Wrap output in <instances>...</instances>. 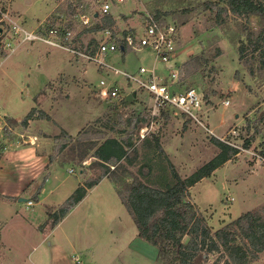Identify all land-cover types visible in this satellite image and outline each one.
Masks as SVG:
<instances>
[{"label":"rangeland","instance_id":"374dc122","mask_svg":"<svg viewBox=\"0 0 264 264\" xmlns=\"http://www.w3.org/2000/svg\"><path fill=\"white\" fill-rule=\"evenodd\" d=\"M206 1L125 0L111 12L118 38L128 30L143 35L147 18L157 11L164 14V20L174 23L179 30V47L172 61L178 66L205 53L208 65L203 71L192 70L189 76L185 73L182 86V90L195 88L204 97L209 96L202 112L197 113L200 122L189 121L173 111L152 120L147 107L152 104L151 100L146 91L138 88L137 82L122 74L116 75L82 55L92 40L102 41V32L83 34L80 39L83 51L75 48L81 43H72L66 48L37 41L7 56L0 68V104L2 116L14 133L5 136L0 132V143L7 142L5 146L12 147L20 134L45 139L42 135L47 133L51 135V147L49 169L43 172L49 175L44 176L47 180L39 194L42 202L35 201L30 191L13 196L10 201L0 198V264H169L157 247L139 237L133 218L108 178L54 226L53 215L73 192L81 169L85 172L81 176L84 183L102 174L98 165L91 166L95 160L88 158L81 162V151L72 150L75 143L67 138L61 144L68 142L69 147L58 154L54 135L61 136L62 127L75 136L88 126L91 133L83 136V141L132 137L139 154L133 166L127 163L119 166L118 178H126L124 171L127 170L128 175L131 172L144 180L139 169L148 164L144 173L146 176L150 173V178L146 181L161 189L174 184L170 162L186 179L213 160L220 153L212 142L213 137L220 140L219 137L237 129L245 136H254L255 144L264 141V69L259 68L258 59L250 54V61H240L237 51L238 43L245 39L242 28L246 22L229 20L225 25L216 26L209 20L210 12L204 7ZM80 4H88V0H0V8L8 10L12 18L30 29L50 22L70 23L75 34L85 30L77 16ZM249 26L253 30L264 27L255 18ZM154 59L155 53L145 49L125 53L119 49L99 57L100 62L141 80L144 77L140 75V68L150 69ZM250 64L255 66L254 73H250ZM159 68L165 70V66ZM102 80L108 86L118 84L124 97L99 99L96 92L101 89ZM133 89H138L136 98L132 95ZM33 108L46 111L54 121L34 119L24 131L22 120ZM2 123L0 120V126ZM154 134L159 136L164 153L154 152V146L145 145L147 140L153 141ZM235 143L242 144L243 139ZM22 144L25 143L21 139L19 146H27ZM254 158L234 155L211 176L189 189L186 202L195 207L197 216L213 231L245 213L260 212L264 208V163ZM149 161L153 165L152 173ZM28 201L33 204L27 205ZM189 240L185 236L184 242ZM240 242L245 244L243 238ZM215 258L211 255L207 262L200 260L199 263L211 264ZM249 264H264V253Z\"/></svg>","mask_w":264,"mask_h":264},{"label":"trees","instance_id":"16d2710c","mask_svg":"<svg viewBox=\"0 0 264 264\" xmlns=\"http://www.w3.org/2000/svg\"><path fill=\"white\" fill-rule=\"evenodd\" d=\"M204 7L210 12L209 20L214 22L216 26L225 25L229 20L246 22L242 28L245 39L240 40L237 48L239 59L246 63L251 59L248 58L250 54L253 58L258 59L259 68L264 69V27L253 30L249 26L252 18L264 26V0H207ZM163 15L157 11L153 16L158 20H164ZM115 23L112 14L99 17L91 25L85 26V30L79 34H75L73 26L66 23V29L72 30L75 34L69 45L81 43V36L85 33H101L110 30L113 37L117 38ZM134 33L135 30L124 31L122 38ZM118 42L121 45V51L125 53L129 50L124 39H118ZM98 46L99 43L92 40L85 50L91 49L95 53ZM75 48L83 51L84 44L81 43ZM219 53L218 51L217 55ZM208 63L209 59L203 52L201 55L190 58L183 66L181 65V86H183L186 78L185 73L189 76L192 70L203 71ZM249 70L250 73H254L255 66L250 64ZM186 89L192 88L187 87ZM204 99L205 104H207L209 96L206 94ZM40 118L51 119L45 112L34 108L22 120V124L27 126L31 120ZM90 133L91 131L87 126L78 133L77 137L69 135L65 130H62L61 136L56 137L60 144L58 153L69 147L68 142L61 144L63 139L67 138L70 142L75 143L71 147L72 150L76 148V150L81 151V162L88 158L95 160L91 166L93 164L98 165L102 168V174L97 178L89 179L76 188L65 201L63 207L59 209V212L53 215L54 226H57L86 197L88 190L93 189L103 179L108 178L115 186L122 203L133 218L139 237L157 247L169 264H200V260L207 262L211 255L216 256L215 261L211 264H249L252 259L257 260L264 253V208L260 212L245 213L231 224L213 231L202 218L197 216L195 207L186 202L190 193L189 189L204 178L211 176L215 170L225 165L234 155H237L236 149L213 137L212 142L220 149V153L186 179L180 176L175 166L170 162L174 184L166 189H161L154 183L151 184L146 180L136 178L131 172L128 175L127 170L124 171L126 178H122V180L118 178L116 171H118L119 166L124 163L130 167L133 166L137 159L135 156L139 154L132 137L125 140L117 137H106L99 142L92 138L81 140L83 136ZM240 138L243 139V145L247 148L253 146L261 148L260 153L264 156V141L255 144L254 136L247 134L245 136L243 133H240ZM152 140H147L145 145L154 146V152L164 153L159 136L154 134ZM5 149L6 146L1 143L0 162ZM149 162L148 168L152 173L153 165L151 161ZM146 165L148 164L140 166L139 174L148 180L150 173L147 176L144 173ZM81 172L85 175L83 169ZM0 198L7 201L13 199L1 194ZM185 236L190 237L187 243L184 242ZM240 238L245 240V244H241Z\"/></svg>","mask_w":264,"mask_h":264},{"label":"built area","instance_id":"2783aa9c","mask_svg":"<svg viewBox=\"0 0 264 264\" xmlns=\"http://www.w3.org/2000/svg\"><path fill=\"white\" fill-rule=\"evenodd\" d=\"M123 2L125 0H88V4H80L77 16L83 26H89L95 19L110 15L113 8ZM146 23L141 36L135 32L125 38H114L112 32L106 30L102 32L103 39L99 43L97 51L95 53L83 52L82 55L88 59L96 60L102 66L114 71L116 75L122 74L137 82L139 84L138 88L146 91L151 100L152 104L147 107L152 120L173 111L182 114L189 121L196 120L200 122L197 113L203 110L204 96L194 88L182 90L180 84L182 64L178 66L177 63H172L174 54L179 47L178 27L174 23L158 20L151 15L147 18ZM65 24L54 25L50 22L40 25L36 29H30L12 18L8 10L0 8V68L9 54L16 52L19 47L29 43L44 41L50 45L69 48V41H71L74 34L72 30L66 29ZM118 39H124L129 50L145 49L155 53L152 67L150 69L145 66L140 68V75L144 79H138L100 62V56H105L121 48ZM159 66H165V70L159 68ZM101 86V89L96 92L99 99L119 100L124 97L118 84L108 86L106 81L102 80ZM137 93L138 89H133L132 95L134 98L137 97ZM224 104L229 105V102L225 101ZM2 109L0 104V120L3 121L0 132L3 133L2 135L7 136L14 133V129L2 116ZM209 132L214 135L212 130H209ZM20 138L24 143L34 144L36 141V137L23 134L19 135ZM142 138H145V134H142ZM219 139L229 147L236 149L238 151L237 155L252 156L264 163V156L260 153L261 148L255 146L247 148L243 143H235L236 140L241 139L240 132L237 129H233L227 136L219 137ZM27 204L31 206L33 203L28 201Z\"/></svg>","mask_w":264,"mask_h":264},{"label":"crops","instance_id":"0c3cea01","mask_svg":"<svg viewBox=\"0 0 264 264\" xmlns=\"http://www.w3.org/2000/svg\"><path fill=\"white\" fill-rule=\"evenodd\" d=\"M43 112H45L51 118L50 120L49 119L47 120L54 121V119L52 118L50 114H48L44 110ZM40 119H46V118H40ZM29 124L25 126L24 131H26L29 128ZM84 128H82V130ZM61 130H65L69 135H71L66 129L62 127H61ZM77 135L75 136L71 135V136L77 137ZM27 136H30V135H27ZM42 136H44L45 139H41L40 138L41 136L39 135L30 136V137H36V141L34 144H31V143L22 144V145H27L26 147L19 146L21 145L20 139H15L12 142L14 146L12 147L6 146V154L3 156L0 162V194L1 195L9 196L13 198V196L22 194V192L30 191L33 196V199L37 202L40 201L39 194L40 192H42V186L44 185V182L47 180V177L45 178V180L43 178L44 176L49 175V174H43V172L47 173L49 169V155H50L49 151L51 147V141L49 140L50 139L49 137H51V135L44 133ZM54 136H55L54 140L56 143L55 145L58 151L57 145H59V140H57L56 137L60 136V134L54 135ZM5 145H8L7 142L5 143ZM57 151H56V154H57ZM83 175L84 174L81 172V175L78 177L79 181L76 184L73 192L76 190V188L80 184L84 183V178L83 177L81 178V176ZM144 180H147V179L144 178ZM101 182L98 185H100ZM113 187L115 189L114 185ZM93 189L88 190L86 197L89 195V193ZM72 193L67 197V199L72 195Z\"/></svg>","mask_w":264,"mask_h":264},{"label":"water","instance_id":"95a60500","mask_svg":"<svg viewBox=\"0 0 264 264\" xmlns=\"http://www.w3.org/2000/svg\"><path fill=\"white\" fill-rule=\"evenodd\" d=\"M246 159V158H245ZM23 200H25V199H21V201H23Z\"/></svg>","mask_w":264,"mask_h":264}]
</instances>
